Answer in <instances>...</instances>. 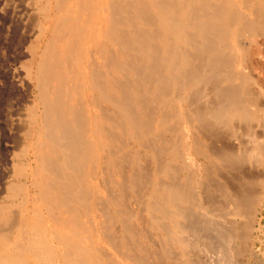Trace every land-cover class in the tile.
Segmentation results:
<instances>
[{
  "label": "rangeland",
  "instance_id": "1",
  "mask_svg": "<svg viewBox=\"0 0 264 264\" xmlns=\"http://www.w3.org/2000/svg\"><path fill=\"white\" fill-rule=\"evenodd\" d=\"M20 2L0 0V264H264V0L206 2L221 22L214 38L200 32L191 0H167L177 30L154 0H127L105 42L67 35L75 76L62 104L82 110L94 146L89 196L68 204L42 166L54 118L39 82L60 52L57 0L33 1L37 14H23L11 43Z\"/></svg>",
  "mask_w": 264,
  "mask_h": 264
},
{
  "label": "bare ground",
  "instance_id": "2",
  "mask_svg": "<svg viewBox=\"0 0 264 264\" xmlns=\"http://www.w3.org/2000/svg\"><path fill=\"white\" fill-rule=\"evenodd\" d=\"M30 1H31V6L26 7V8L23 7V0H21L20 4L18 3L16 6L13 4V6L16 7V14L14 12L15 17L12 15L14 17L13 23L14 24L16 23L17 24L16 27H19V28H14V31L12 30L13 36L10 37V39H7V40H10L11 43L13 42L14 37H16L15 35L18 33V31L20 29V24L22 22L23 14H25V16L28 13H30L33 16L37 14V11L35 10V5L32 4V2L35 0H30ZM108 1L109 0H81L78 3L80 5V7L77 8V5L75 3V2H77V0L76 1L75 0H68L69 3H66V0H57L56 6H55L56 12H55V17H54V23H55V31H54L55 33L54 34H55L56 43L59 46L60 52H59V54L58 53L57 54L56 53H50L47 57V61L45 62V64H42L43 65L42 69H41L42 73H41V77H40L41 81L39 83L40 84L42 83L41 86L43 89V94L45 95V98H46L47 114L54 118L52 122L48 121L49 125H48V129H47V135H48L47 139H49L48 140L49 144L45 149V155L43 154L44 156L42 158V166L45 168V170L48 173H50L51 175L56 177L57 181L52 183L53 193L64 204H68L71 201V199H73V197L77 193H80L79 194L80 196L82 195V196L87 197V195L89 193L87 191L88 187L86 185H88V184H87L86 180H88V177L90 175L88 176L87 173H89V172H88V169H86V167H87L88 162L92 161L94 159V153H93L94 146L92 144V140L86 134V129H85L86 128V122H85L84 113L82 112V110L75 107V105L73 106V109H71L70 107H67L64 104H62L63 101L68 100L67 99L68 97H66L68 92L65 95L63 89L66 87V85H69V82H68L69 74H72L71 76H75V70L72 68V62L69 63L66 60L67 57H66V52L64 51V47H65L64 44H65V41L67 39V35H69L73 39L72 40L73 42L78 37H80L83 40V42L86 44L92 42L95 39V37H97L95 42L97 41L98 44L101 43V41H100L101 38L102 39L104 38L103 42H105L106 37L110 33V29H111V25H112V19L111 18L113 16V14L121 12L120 9L121 8L123 9V6L125 7L126 3H127V0H111V2L114 1L115 3L112 5H109ZM144 1L146 2V0H144ZM196 1H197V3L201 4L199 6V8L196 6V4H194L196 19L198 18L199 20H201V22L197 25L200 27L199 29H200V32L202 33V35L206 36L208 34V27H207L208 23H206V20H207L206 1L205 0H191L192 3L196 2ZM14 2H16V1H14ZM154 2H155V7L158 9L160 14L162 15L161 19L163 20V26L168 31H171L172 29L177 30V28H178L177 24L178 23L176 22L175 11L174 10L172 11V8L167 3V0H154ZM9 3L12 4V2H10V1H9ZM116 3H118V5L120 7L119 9L117 8L118 10H115V4ZM4 10H5V8H4ZM198 10H200L201 12L199 13ZM78 11L81 12L80 21H82V23H80V25L78 24V21H76L77 17L74 16V15H76V12H78ZM111 12H112V15H111ZM72 13H74V15H69ZM21 14H22V16H20ZM5 15H7V14H5ZM31 15H29V17H32ZM52 19H53V17H52ZM40 20H41V18H40ZM36 22H37V20L35 21V23ZM30 24H31V22H30ZM26 26H24V27H26ZM34 26H35V24L33 23V27ZM32 32L33 31L31 30V25H30V27L27 28V31H25V32L23 31L20 34H18L20 40L21 41L24 40L23 36L25 35V33L26 34L27 33L32 34ZM60 32L61 33L63 32L64 35H61ZM10 47L11 46H9V48ZM48 47H49V45H48ZM118 54H119V52H118ZM120 58L121 57H119L117 60H119ZM203 59H204V57H203ZM121 60H122V58H121ZM92 64L93 63L90 62L89 67L91 68V70L87 69L85 71V74H86V76L90 77L91 82L94 83L95 82V76H97V71L95 70L94 67H92ZM199 65H200V62H199ZM68 66L70 67L69 71H67ZM17 77H19V73L17 71H14V74L12 75L11 78L17 81L18 80ZM81 77L86 80L84 74H82ZM69 81L72 82L71 80H69ZM47 87L50 88L49 93H46L47 91L45 89H47ZM0 95H2L1 90H0ZM44 106H45V104H44ZM15 126H16V124H15ZM20 127H21V125H20ZM45 134H46V132H45ZM42 143L43 142H41L40 144H42ZM39 148H41V146H39ZM23 153H25V152H23ZM29 153H31V152H29ZM54 155H58V158L54 157ZM21 156H18V157H21ZM53 158H55V159H53ZM22 159H24V158H22ZM36 166H37V164H36ZM25 169H23V170H25ZM42 171H44V170H42ZM39 172H37L38 175H39ZM21 174H23V173H21ZM48 180H50V178H48ZM90 195L92 196V194H90ZM43 197H45V194ZM85 197H83V198H85ZM54 199H55V197H54ZM77 199L79 200V198H77ZM80 200H82V197L80 198ZM53 201H55V200H53ZM74 208H76V207H74ZM15 212H13V213H15ZM12 218H13L12 214L10 212H8L7 214H5V216H2L1 220L9 222L10 220H12ZM13 227L14 226H12V228ZM3 231H5V230H3Z\"/></svg>",
  "mask_w": 264,
  "mask_h": 264
},
{
  "label": "crops",
  "instance_id": "3",
  "mask_svg": "<svg viewBox=\"0 0 264 264\" xmlns=\"http://www.w3.org/2000/svg\"><path fill=\"white\" fill-rule=\"evenodd\" d=\"M207 3H209L210 2V0H205ZM218 9L220 8V9H222L221 8V6H219V7H217ZM207 19H208V38H214V36L216 35V33H218L219 34V36H221V22H218V19H219V17L218 16H210L209 14H207ZM217 22V23H216ZM210 24V25H209ZM217 30V31H216ZM235 34V33H234ZM211 35H213L212 37H211ZM235 38V37H234ZM231 40H233L234 42H235V39H233V38H231ZM212 42H213V40H212ZM212 42H210V40H209V43H208V45H211V43ZM217 43H221V42H217ZM215 45V44H214ZM211 46H213V44L211 45ZM231 48V45H230V43H227V44H225V55H226V52H227V50L228 49H230ZM221 44H218V46H217V48H214V51H217L216 53H214V54H212V55H214V56H216V61H215V63H218L219 64V62H225L226 61V59H227V57L224 55L223 56V54H220V51H221ZM221 55L223 56V58L221 57ZM219 57V58H218ZM207 63H208V69H207V73L208 72H211V70H210V66H212V64H213V57H212V59H211V50L209 49L208 50V54H207ZM224 59V61H222ZM219 60V61H218ZM204 64H205V61H204ZM230 65H234L233 63L232 64H230ZM212 73V72H211ZM208 75V74H207ZM227 98H231L232 97V99H233V95H231L230 93L229 94H227V96H226Z\"/></svg>",
  "mask_w": 264,
  "mask_h": 264
}]
</instances>
